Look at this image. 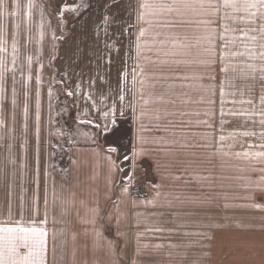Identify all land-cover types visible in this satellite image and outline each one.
Returning <instances> with one entry per match:
<instances>
[{"label": "crops", "instance_id": "crops-1", "mask_svg": "<svg viewBox=\"0 0 264 264\" xmlns=\"http://www.w3.org/2000/svg\"><path fill=\"white\" fill-rule=\"evenodd\" d=\"M69 1L63 0V4ZM82 1V6L78 4L80 8L87 3L92 7L79 18L76 10H71L66 19L64 9L58 11L61 0H33L34 6L28 16H25L28 0H15L19 7L5 8L3 17H0V24L4 26L0 33V47L4 49L0 51V60L3 61L0 71H4L0 78V88L3 89L0 111L8 125L0 128V136L9 137L10 130L14 129V139L0 141V160L7 155L8 143L12 144L18 159L16 179L0 180V223L12 220L28 226L35 221V226L44 228L48 234L46 256L49 264H53L54 244L57 249L55 264H76L77 259L85 260L86 264L97 260L99 264H111L107 246L113 241L119 264H264V208L248 206L264 205L259 191L264 185L235 188L238 193L233 192V188L186 186V182L182 183V175L188 174L184 161L196 158L203 163L206 150L202 145L197 147L200 142L195 141L198 145L193 147L195 142L192 140L181 137L178 141L174 133L176 128L168 130L172 132L165 138L168 143L147 145L160 149L144 158L155 177V183H145L147 196L135 197L130 188L127 193L121 191L120 174L113 175L109 170L108 145L118 147L122 157L130 138L140 131V111H155L152 102L156 91L159 93L165 83L184 81L178 77L186 75L185 68L206 66L203 62L207 57L202 55L203 48L193 47L179 50L174 56L162 52L157 60L154 51L136 47L139 27H148L143 22L138 24L135 12L128 8L129 3L135 5L136 0H120L108 11L109 18L118 13L111 24L101 23L106 0ZM13 11L15 16L11 15ZM225 11L229 18L220 19V37L223 34L220 50L226 36L234 51L241 50L237 45L240 44L241 29L247 25L230 17L244 14L232 9ZM151 19L150 32L168 31L179 38L187 37L189 41H194V27L197 37L207 33L203 25L166 30L158 27L164 23L163 19ZM216 19L219 23V18ZM97 24L101 25L99 39L94 34ZM129 25L136 27L129 28ZM232 35L235 38H230ZM144 39L152 47L151 35ZM165 47L170 49L171 45ZM248 47L249 51H258V47L249 41ZM12 69H15L14 73ZM51 78L66 93L69 89L77 93L76 96L68 95L72 120H78L72 126L68 125L71 133L67 134L65 127L55 126ZM77 83L81 87L74 88ZM25 85L28 92L26 117ZM14 88L15 105L12 104ZM37 100L40 114L38 134ZM130 104L136 108L135 117L128 108ZM113 105L117 109L114 128L111 114L107 121L102 118V113ZM120 111L125 114L121 116ZM81 120L92 123L81 124ZM142 122L146 126L153 125L143 132L146 139L162 136V131L154 127L156 121L145 118ZM97 124L100 127H96ZM105 125L110 129L107 135ZM124 126L128 128L126 141L118 142L113 133ZM61 133L65 135L61 136ZM69 135L72 143L67 142L66 152L59 156L58 142H63ZM111 158L115 159L116 154H111ZM73 160L78 164L73 165ZM141 171L138 166V179ZM143 171V174H150L149 167ZM62 180L66 189L74 191L67 208L60 198ZM151 185L159 186V196ZM226 191L232 196L226 197L230 195ZM177 198L180 203L176 202ZM149 200L152 203H148ZM96 232L100 235L97 236ZM118 232L121 235L118 236ZM74 233H79L75 240Z\"/></svg>", "mask_w": 264, "mask_h": 264}, {"label": "snow or ice", "instance_id": "snow-or-ice-1", "mask_svg": "<svg viewBox=\"0 0 264 264\" xmlns=\"http://www.w3.org/2000/svg\"><path fill=\"white\" fill-rule=\"evenodd\" d=\"M120 3V0H106L104 5V15L101 17L102 24H111L115 22L116 16L118 13H114L111 18L107 15L108 11L112 8L116 7ZM33 0H28L27 9L25 12V16L30 15V11L33 8ZM7 7H19L18 4L15 3V0H11V3L8 0H0V17H3L4 10ZM92 5L87 3L80 8L77 6L76 13L77 18L83 15L84 11H87L91 8ZM65 5L63 4V0H61V9L63 10ZM129 10L134 11L136 14L137 23H146L148 27L140 26L137 34V44L136 47L138 49L148 48L149 51H154L157 53V60H159V54L164 53V55H176L179 50H190L193 47L195 48H203L204 51L209 54L214 53L213 49V36L212 32L214 29L211 28V25L215 23L214 18H219L221 20L229 18L228 13L225 11L227 9H232L234 12H240L244 15L239 17H230L233 20H240L244 22L247 26L241 29L242 35L253 45L258 47V51L255 49L249 51V56H258L260 64L257 66L253 63H248L246 67L251 70L252 73H256L257 71L260 73V79L264 80V0H136L135 5L129 3ZM12 16L16 15V12L13 11L11 13ZM158 18L163 19L164 23L158 25V27L169 30L176 28L178 26H192L195 25L199 27L201 25L204 26L208 35L206 37H195L194 41H189V38H179L178 36L171 35L170 32H160V31H151L152 27V19ZM136 27V25H129V28ZM101 30V25L97 24L95 26L94 34L96 38L99 39V32ZM128 29L126 28L125 31ZM4 31V26L0 24V33ZM104 35L107 38L108 32L107 29H103ZM151 35V45L149 47V41L144 39L146 36ZM221 39H223V34H221ZM208 41L207 47H204V40ZM166 45H171V48H166ZM225 46H222L221 50V62L224 59V49ZM0 51H4L2 47H0ZM13 52H16L15 42L13 43ZM231 55H243V53H231ZM147 59V58H145ZM29 67L31 64V57L28 58ZM163 63V61H160ZM13 63H15V56L13 58ZM174 63L179 64L180 61H174ZM3 64V61L0 60V65ZM6 70V69H5ZM222 71L226 69L222 68ZM13 73L15 69L11 70ZM4 75V71H0V78ZM67 74L65 73V76ZM135 69H133V77L135 79ZM141 76H143V71L141 72ZM180 79H188V77H178ZM255 78V77H253ZM158 79H166V77H159ZM37 81H39V77H37ZM15 79H13V84H15ZM81 85L77 83L74 88H79ZM25 104H24V115L25 117L28 114V105H27V85H25ZM3 94V89L0 88V95ZM49 95H51V89L49 90ZM69 96H76L77 93L74 89H69L67 92ZM85 96L88 93H84ZM37 96L39 93L37 92ZM221 96H223V88L221 89ZM124 96H120V100L123 101ZM260 103L262 105V110L259 113H243L244 115H252L259 116V123L264 125V95L260 96ZM161 100L168 104H175L176 101L173 99H168L166 101ZM240 103H248L251 104L252 101H239ZM147 103V101H145ZM223 103V101H222ZM233 103H237V101H233ZM12 104H16L15 99V88L13 89V100ZM128 108L131 109L133 113V117L136 115V108L134 105H128ZM116 106L113 105L109 110H106L102 113V118L107 121L109 115L112 117V126L115 127L116 123ZM124 111H120V115L123 116ZM176 115L183 117L187 115V113L177 111L175 113L155 110L152 112L141 110L139 113V117L141 123L138 125L140 131L134 134L129 141V145L127 146L126 152L122 155L119 153V148L114 146L113 144H109L107 147V153L109 154V170L115 175V173H119L121 180L120 183L122 185L121 191L123 193H127L129 187L132 185L133 181L136 179V172L139 166V162L152 154L153 151H158L160 149H153L147 147V145H163L168 143L165 137L161 136L159 138H153L152 140H148L144 137L143 132L145 130H150L153 125H144L143 120L145 118H151L156 121L154 127L157 131L166 132L168 128L165 126V120L167 116ZM39 100H37V111H36V122H37V134L39 133ZM81 124L88 123L91 124V121H80ZM168 125H173L172 121L167 122ZM206 123V122H205ZM184 124L183 121L180 122L182 126ZM7 122L3 119V112L0 111V128L7 127ZM96 127H100L99 124ZM210 127V125H209ZM106 130V135L110 131L107 128V125L104 126ZM64 133H61V136H64ZM244 135H250V133L245 132ZM14 139V129L10 130L9 137L0 136V141H4L6 139ZM68 142L72 143V137L69 135L67 137ZM220 140H223L224 137L220 136ZM197 145H193L196 147ZM23 147V145H21ZM261 148H264V144L260 145ZM115 153L116 158L112 159L111 154ZM237 156L249 157V156H259L264 157V151L258 152H250L244 151L242 153H236ZM73 165H77L78 161L73 160ZM211 164V161L208 162ZM121 165H127V167H122ZM19 166L22 168L23 164L20 163ZM17 167H18V159L13 151V146L11 143L7 144V155L0 160V180L5 182L12 180L14 181L17 176ZM158 170V169H157ZM67 171V170H61ZM264 173V169L260 170ZM125 173H127L125 175ZM47 175V173H45ZM202 179L207 180L208 177H202ZM264 179V176H262ZM209 186H211V182H209ZM158 185H151V188L155 191L156 196L160 195L158 191ZM262 198H264V187L259 189ZM67 193V195H65ZM74 196V191L69 188L66 189L64 187L63 180L61 182V200L65 208H67L71 202L72 197ZM148 203H152L151 200L147 201ZM177 203H180L179 198L176 200ZM115 203V202H114ZM170 206H171V202ZM249 207L254 208H264L262 204H252L248 205ZM40 223H43L41 221ZM159 230V229H158ZM47 232L44 228L35 226V221L31 222L28 226H25L21 221H12L8 220L0 223V264H49L47 260ZM79 233L73 234V239L75 240ZM96 235L99 236L100 233L96 232ZM117 235H121V233H117ZM109 255L111 257V264H119L118 258L115 257V253L113 251L114 241L111 242L108 246ZM156 247H160L157 245ZM57 255V249L55 244L52 248V257L53 264H55ZM75 258L76 253L73 250L72 253ZM76 264H86L85 260L77 259ZM92 264H99L98 260L93 261ZM135 264V262H133Z\"/></svg>", "mask_w": 264, "mask_h": 264}, {"label": "rangeland", "instance_id": "rangeland-1", "mask_svg": "<svg viewBox=\"0 0 264 264\" xmlns=\"http://www.w3.org/2000/svg\"><path fill=\"white\" fill-rule=\"evenodd\" d=\"M77 1L71 0L64 4L63 13L66 19L73 10L77 9L78 4L82 6L83 1L80 0L79 3ZM57 7L60 12L61 5ZM69 11L71 12L69 13ZM214 19V26L211 25V28L214 29L212 32L214 53L209 54L206 51L202 53L207 57L203 62L206 66L185 68L186 75L183 77H188V79L165 83L159 93L156 91L157 95L153 99L152 106L155 110L159 108L161 111L171 113L177 111L187 113L183 117L167 116L165 126L168 130L176 128L174 133L178 141L182 137L189 141L192 140V142H200L199 145L196 142L194 145H198L197 147L202 145L203 150H206V160L204 159L203 163L196 161V158L184 161L188 174L182 175V183L186 182V186L233 188V192L236 190L235 188L260 187L264 185V179H262L264 173L260 171L264 169V157L236 155V153L244 151L253 153L264 151V148L260 147L264 144V125L259 123L260 117L243 114L259 113L262 110L259 98L264 95V80L260 79L258 71L252 73L246 67L248 63L259 66V57L256 56L254 59L255 57L248 55V41H244V36L241 34V45L236 44L242 49L235 51L233 45H230L232 42H228V36H226L225 44L222 45L225 46L224 59L221 62L220 19L219 23L216 18ZM216 23L217 26L219 25L218 28ZM207 35L208 32L203 37ZM195 37H197V33L194 27ZM230 38H235V36L232 35ZM204 45L206 47L208 45L206 39ZM237 46L235 47L237 48ZM231 53H243V55L233 56ZM222 68L226 70L222 71ZM51 83H54L52 78ZM53 85L55 126L66 129L69 124L72 126V123L78 120H72L67 93L60 84L54 83ZM222 88L223 96H221ZM161 97L164 101L173 99L176 103L174 105L165 103ZM248 100H251L252 103L239 102ZM233 101H237V103H233ZM168 121H172L173 125L168 127ZM181 121L184 122L182 126L180 125ZM168 130L160 134L166 138L172 133H169ZM127 131L126 126L124 129L115 130L113 138L121 142L126 138ZM65 132L68 134V132L71 133V130L67 128ZM245 132L250 135H244ZM220 136H223L224 139L220 140ZM65 137L63 142H58L59 147H56V150H59V156L67 150L68 139L67 136ZM181 145L183 144L181 143ZM209 161L211 164L208 163ZM146 167H149L150 174H143ZM139 168L142 170L140 173L142 175L138 179L139 174L136 172V179L129 188L133 196L145 198L147 196L145 183H155V177L152 174L151 165L146 159L143 158L139 162ZM202 177H208V179L205 180ZM209 182H211V186H209ZM238 192L237 189L235 193ZM226 193L230 194L226 197L232 196L230 192L226 191Z\"/></svg>", "mask_w": 264, "mask_h": 264}]
</instances>
